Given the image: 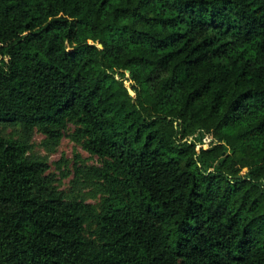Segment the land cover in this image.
Wrapping results in <instances>:
<instances>
[{"label":"trees","instance_id":"obj_1","mask_svg":"<svg viewBox=\"0 0 264 264\" xmlns=\"http://www.w3.org/2000/svg\"><path fill=\"white\" fill-rule=\"evenodd\" d=\"M67 123L98 212L28 155ZM0 124V264H264V0H0Z\"/></svg>","mask_w":264,"mask_h":264},{"label":"rangeland","instance_id":"obj_2","mask_svg":"<svg viewBox=\"0 0 264 264\" xmlns=\"http://www.w3.org/2000/svg\"><path fill=\"white\" fill-rule=\"evenodd\" d=\"M77 129L76 124L67 123L58 144L49 140L42 131H34L28 155L47 162L48 174L54 176L53 186L57 190L64 192L68 198L83 200L98 212L107 195L103 182L94 172L102 168L103 161L84 150L82 141L77 138ZM17 131L4 129L0 124V132L6 137L16 138ZM93 223L87 228L89 234H95Z\"/></svg>","mask_w":264,"mask_h":264}]
</instances>
